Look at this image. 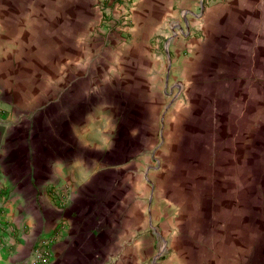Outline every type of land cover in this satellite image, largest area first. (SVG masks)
Returning <instances> with one entry per match:
<instances>
[{
    "label": "rangeland",
    "instance_id": "rangeland-1",
    "mask_svg": "<svg viewBox=\"0 0 264 264\" xmlns=\"http://www.w3.org/2000/svg\"><path fill=\"white\" fill-rule=\"evenodd\" d=\"M215 1L202 0L203 9ZM107 2L99 7L91 34L78 49L81 55L67 56L70 68L60 79L55 78L58 83L50 89L54 93L50 105L40 108L42 105L37 106L27 95L21 110L13 113L11 107L0 102V165L15 164L4 174L3 181L7 183V177L27 168L19 164H38L37 180L41 181V164L51 160L58 164L64 157L72 164H77L78 158L82 160L78 164H89L94 158L99 164H114L115 172L126 176V184L114 200L115 239L122 241L123 231L128 230L124 235L131 239V245L110 251L113 264H168L174 239L178 238L185 248L189 240L197 242L200 237L205 240L212 235L221 239L222 230L208 225L206 217L216 211L235 212L241 199L250 196L254 182L260 180L264 185V175L260 174L264 172V0H260L256 24L229 28L233 39L227 40L220 52L196 59L209 68L195 67L192 71L176 65L166 67L167 61L185 63V54L172 55L184 48L186 41L151 40L149 50L163 52L165 57L155 59L161 63L153 72L148 71L152 67H146L147 71L132 74L135 80L130 88L124 87L128 74L122 72L125 59L106 53L114 42L118 46L129 42L130 13L120 3L115 8L114 1L108 6ZM176 27H170V32H184ZM191 36L200 38L201 32H188L184 39ZM163 43L168 47L162 48ZM143 83L147 87H141ZM112 106L114 120H88L96 112L105 114ZM78 110L89 117H83V128L75 132L71 125L79 117ZM41 112L51 115L32 127L34 117ZM16 116L22 119L12 125ZM63 142L72 148L59 152ZM78 143L82 152H78ZM91 144L100 148L99 153L89 150ZM14 145L18 147L16 151ZM172 189L179 194V205L168 203ZM11 190L0 187V241L3 227L8 224ZM125 191L129 196H123ZM62 195L57 199L66 204L70 193L66 190ZM35 201L38 206L44 203L41 195ZM196 229L202 232L192 234ZM139 237L143 238L141 245L136 243ZM49 245V239L37 237L27 264H32L37 253L50 252ZM187 249L198 252V248ZM102 251L97 250L98 254Z\"/></svg>",
    "mask_w": 264,
    "mask_h": 264
},
{
    "label": "crops",
    "instance_id": "crops-1",
    "mask_svg": "<svg viewBox=\"0 0 264 264\" xmlns=\"http://www.w3.org/2000/svg\"><path fill=\"white\" fill-rule=\"evenodd\" d=\"M113 1L115 8L120 3L121 8L124 11L128 9L130 13V27L127 28L129 42L121 46L114 42L115 45L106 52L125 59L122 72L128 73L124 82L126 88H130L135 80L132 74L147 71L146 67H152L148 71L153 72L154 67L161 63V60L155 59L165 57L163 52L149 50L151 40L186 41L185 47L172 55L185 54V63L167 61L166 67L176 65L192 71L195 67L209 68L210 65L199 64L196 59L220 52L226 41L233 39L229 28L243 23L256 24L260 8V0H216L205 10L202 0H108L107 6ZM103 3L105 0H0V102L11 107L13 113L21 110L24 101L28 100L27 95L37 106L42 105L40 108L50 105L54 101L51 97L54 93L50 89L58 83L55 78L60 79L70 68L67 56L81 55L78 49H82L84 38L91 34ZM176 26L184 32L171 33L169 28ZM193 30L200 31L201 37L184 39ZM161 46L164 49L168 47L164 43ZM161 46L155 47L162 50ZM147 58L154 61L149 62ZM141 87L147 85L143 83ZM78 111L79 117H75L74 125H71V130L75 132L83 128V117L85 120L89 117L82 110ZM49 115L45 112L37 114L32 127L39 126L40 121ZM100 117L114 120V107L105 114L96 112L88 120ZM12 119V125H16L14 123L22 118L16 116ZM26 132L28 134L29 131ZM66 144L63 142L58 151H67V147L72 146ZM78 148V152H82L81 143ZM13 149L16 151L18 147L14 145ZM89 150L99 153L100 148L91 144ZM77 161L82 160L78 158ZM78 162L72 164L64 157L58 164L52 160L41 164V175L44 177L41 181L37 180L38 164H19L21 168L27 166L28 169L18 170L14 177H7V183L3 181L4 174L14 169L15 164L0 165V187L12 189L6 213L8 224L3 227L0 241V264H27L37 237L50 241L53 258L50 264H98L103 261L113 264L114 256L110 251L131 245V239L124 235L128 230L123 231L122 241L115 239L114 231V200L121 186L126 184L125 173L115 172L114 164H99L95 158L88 161L89 164ZM260 174L263 176L264 172ZM65 189L69 191L70 199L61 204L57 197L63 196ZM172 192L168 203L179 205L176 202L179 199L177 190L172 189ZM125 193L128 194V191L123 196ZM40 195L44 203L38 206L35 198ZM188 200L191 202L192 199ZM190 205L189 202L186 204L188 210ZM239 205L230 214L216 211L206 217L208 225L213 224L222 230V240H216L212 235L205 240L200 237L197 242L189 240L185 248L180 246L182 242H178V238L174 239L170 245L168 264H264V185L260 180L254 182L250 196L241 199ZM100 224L102 227H99ZM176 228L177 233L179 226ZM197 230L199 234L202 232L196 229L192 234H197ZM142 235L147 241V233L144 231ZM141 237L136 242L139 245L143 241ZM191 247L198 248V252L187 249ZM102 249L98 254L97 250Z\"/></svg>",
    "mask_w": 264,
    "mask_h": 264
},
{
    "label": "built area",
    "instance_id": "built-area-1",
    "mask_svg": "<svg viewBox=\"0 0 264 264\" xmlns=\"http://www.w3.org/2000/svg\"><path fill=\"white\" fill-rule=\"evenodd\" d=\"M51 263V255L50 252L43 251L42 255L36 254L33 257L32 264H50Z\"/></svg>",
    "mask_w": 264,
    "mask_h": 264
}]
</instances>
